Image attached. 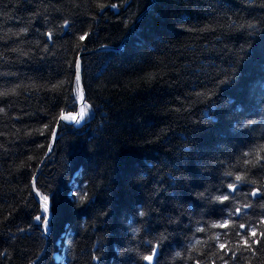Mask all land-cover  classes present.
I'll use <instances>...</instances> for the list:
<instances>
[{
  "label": "trees",
  "instance_id": "16d2710c",
  "mask_svg": "<svg viewBox=\"0 0 264 264\" xmlns=\"http://www.w3.org/2000/svg\"><path fill=\"white\" fill-rule=\"evenodd\" d=\"M261 145L264 0H0V264H264Z\"/></svg>",
  "mask_w": 264,
  "mask_h": 264
},
{
  "label": "snow or ice",
  "instance_id": "6c2138e0",
  "mask_svg": "<svg viewBox=\"0 0 264 264\" xmlns=\"http://www.w3.org/2000/svg\"><path fill=\"white\" fill-rule=\"evenodd\" d=\"M101 7H103V5H101ZM113 8L117 7L116 5H112ZM65 26H67V22H65ZM49 38L51 39L52 38V34L49 33ZM88 36V33H84L83 35H81L79 37L80 40H85V38ZM76 81H77V84H79V81L81 79L80 77V69H81V64L79 62H76ZM79 95H80V99L83 101V90L81 89L79 91ZM85 109L82 108L81 109V112L79 113V118H77L76 116H65L63 113H61V116H60V120H64V121H68L69 119H71L72 122L76 123V124H79L80 121L84 118L85 116ZM46 128L48 127L47 125L45 126ZM53 136H55V132H53ZM260 151H264V145H261L257 151V156L259 157V152ZM245 156H248V155H251V153H244ZM250 161H246V163H249ZM226 175H231V173H226ZM244 178L242 176H236L235 180L237 182L239 181H242ZM33 187H35V184H33ZM229 187V190L230 191H234L235 188L237 187V184L236 183H231L228 185ZM37 195L40 196V201H41V207H42V211L43 213H48L49 209H48V196L47 195H42L41 193L37 192ZM251 195L253 197H257L258 195L261 197V198H264V192H252ZM81 199H83V196H81ZM229 199V196L227 194H223L221 196H218L216 197V200L218 201H224V200H228ZM262 207H264V205H262ZM239 211V209L237 210ZM141 215H143V213H141ZM231 215V214H230ZM35 219L42 223L44 226H45V229H47V225H48V221H49V217L48 215H44L43 217L38 215L35 217ZM227 224V221L224 222V224H220V225H217V224H213L212 226L213 227H217V226H220V227H223ZM240 228H244V225L241 224L240 225ZM198 231H204V229H198ZM249 233H250V236L251 237H256L257 235V231L255 228H250L248 230V232L244 233V234H240V233H237V235H241V239L243 240V244H244V247L247 248V249H250L251 248V244L249 243V239L246 238L249 236ZM261 237H264V232H261L260 233ZM252 243H256V244H264V239L262 240H252ZM221 248H224V245L222 244L221 245ZM0 255H3V253H0ZM157 255V249L156 248H152L151 250V254L149 255H145L143 256V259L145 261L148 262V264H154V257ZM233 255H235V253H233ZM177 256H179V253H177Z\"/></svg>",
  "mask_w": 264,
  "mask_h": 264
},
{
  "label": "water",
  "instance_id": "95a60500",
  "mask_svg": "<svg viewBox=\"0 0 264 264\" xmlns=\"http://www.w3.org/2000/svg\"><path fill=\"white\" fill-rule=\"evenodd\" d=\"M80 77H81V69H80ZM83 90V101L80 99L79 100V104H78V109H77V112L73 115V116H76L77 118H79V113L81 112V106H82V104L84 103V101H85V93H84V88H83V86H82V83H81V79H80V81H79V91L80 90ZM69 117H71V116H69ZM60 122H62V123H69V124H72V123H74V122H72L71 121V119H69L68 121H64V120H60V118H59V123ZM55 133H57V131L55 132ZM33 193H34V195L40 200V198L38 197V195L36 194V191L33 189ZM48 209H49V211H48V217L50 218L51 217V212H50V208H49V206H48ZM146 264H148V262L146 261Z\"/></svg>",
  "mask_w": 264,
  "mask_h": 264
},
{
  "label": "bare ground",
  "instance_id": "6f19581e",
  "mask_svg": "<svg viewBox=\"0 0 264 264\" xmlns=\"http://www.w3.org/2000/svg\"><path fill=\"white\" fill-rule=\"evenodd\" d=\"M81 83H82V71H81ZM83 86V85H82ZM78 91H79V84H78ZM79 104V103H78ZM68 116V115H65ZM73 116V115H72Z\"/></svg>",
  "mask_w": 264,
  "mask_h": 264
}]
</instances>
